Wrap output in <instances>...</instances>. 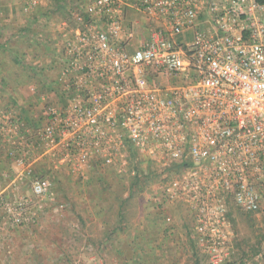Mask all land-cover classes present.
<instances>
[{
  "label": "built area",
  "instance_id": "built-area-1",
  "mask_svg": "<svg viewBox=\"0 0 264 264\" xmlns=\"http://www.w3.org/2000/svg\"><path fill=\"white\" fill-rule=\"evenodd\" d=\"M127 1L72 12L58 78L67 101L48 108L39 144L70 172L95 161L122 173L125 150L144 156L159 166L163 203L187 204L220 264L233 209L264 210V0H136L154 22L131 50L120 41L132 35ZM49 189L32 182L35 195Z\"/></svg>",
  "mask_w": 264,
  "mask_h": 264
},
{
  "label": "rangeland",
  "instance_id": "rangeland-1",
  "mask_svg": "<svg viewBox=\"0 0 264 264\" xmlns=\"http://www.w3.org/2000/svg\"><path fill=\"white\" fill-rule=\"evenodd\" d=\"M50 3L31 7L28 0H0V59L6 62L0 69V264H215L187 204L159 197L164 183L159 166L143 162L144 156L125 150L122 173L94 161L76 162L70 172L44 152L37 132L48 108L67 101L58 83L67 35L57 32L65 20L68 28L75 26L72 4L55 10L57 0ZM26 9L40 10L41 20ZM24 62L32 72L24 70ZM132 164L145 185L136 186L119 214L128 196L124 186L133 180ZM148 167L158 176L144 183ZM36 178L48 184V194H34ZM231 221L220 264H264V210L246 216L233 209Z\"/></svg>",
  "mask_w": 264,
  "mask_h": 264
},
{
  "label": "crops",
  "instance_id": "crops-1",
  "mask_svg": "<svg viewBox=\"0 0 264 264\" xmlns=\"http://www.w3.org/2000/svg\"><path fill=\"white\" fill-rule=\"evenodd\" d=\"M52 1L53 0H48V3L49 2L52 3ZM57 1L58 2L60 1L61 5L62 3L66 4V8L68 4H72L68 6V9L77 10L76 8H78L77 6H79L78 4H85L87 0H57ZM66 19H68V21L70 20L69 18H66ZM63 22L66 23L67 21L65 20ZM149 22H154V21L153 20L150 21L149 17H147L145 13H143L141 10H139L136 7V0H128L124 7L123 23L126 27L132 30V35L128 36L127 34L123 33V35L120 36V41L123 43L125 48H127L128 50H131L134 47H137L140 43L144 41V39L148 36V27L150 25ZM67 25L65 27L63 26L62 30H59L57 32L61 37L66 36L63 33V31L67 34V30H68ZM188 37H189V34L187 35V38Z\"/></svg>",
  "mask_w": 264,
  "mask_h": 264
},
{
  "label": "trees",
  "instance_id": "trees-1",
  "mask_svg": "<svg viewBox=\"0 0 264 264\" xmlns=\"http://www.w3.org/2000/svg\"><path fill=\"white\" fill-rule=\"evenodd\" d=\"M64 5V4H63ZM63 5H61L60 4V1L58 2L57 1V4H56V8H55V10H57V9H59V10H64L65 8H64V6ZM27 11H26V13H28V16H32L31 18L34 20V21H36V20H41V18H42V14H40V13H42V12H40V10H36V11H30V9H26ZM34 13V14H33ZM47 16H49V15H47ZM72 19H73V17H71ZM74 20V22H75V19H73ZM74 27V26H73ZM25 29H27L28 30V26H24L23 28H22V31L21 32H24V31H27V30H25ZM25 33V32H24ZM6 64V62L3 60V59H0V69L3 67V65H5ZM23 66L22 67H24V70H26L27 72H32V67H30L29 65V63H26V62H24L23 64H22ZM20 83H24V82H22L21 80L18 82V86L20 85ZM37 92H39V90H37ZM131 148V147H130ZM131 153H133V152H131ZM133 156V154H129L128 156ZM132 156L130 157L131 159H133L132 158ZM94 164L95 165H97L98 163L97 162H95L94 161ZM132 165H134V168L133 169H135L136 171H137V168H138V166H137V164H132ZM148 166H150V164L148 165ZM132 170V169H131ZM167 172L168 173H171V170H170V168L167 170ZM158 176V173H156L155 171H151L150 169H149V167L147 168V172L145 173V174H143V178H144V183H149L154 177L156 178ZM140 178H141V176H139L138 175V172H137V174H135V176H133V180H132V182L130 183V185H128V186H124L125 188L123 189V190H125L126 188H127V190H128V196H127V198L126 199H124V200H122L121 202H120V204L118 205V207H119V214L120 213H122V209H123V205H124V203L126 202V200H128V198H132L133 196H134V193H136V191H137V188H136V186L138 187H140V188H142V187H144V185H140ZM142 184V183H141ZM120 193L119 192H117V193H115V196L116 195H119ZM246 216H248L249 214H245ZM229 217H230V219H231V215H229Z\"/></svg>",
  "mask_w": 264,
  "mask_h": 264
}]
</instances>
